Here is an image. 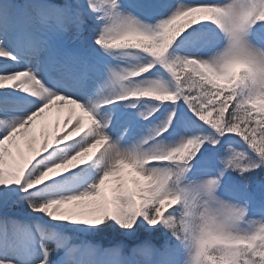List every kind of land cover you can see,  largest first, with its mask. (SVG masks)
<instances>
[{
    "label": "snow or ice",
    "instance_id": "snow-or-ice-1",
    "mask_svg": "<svg viewBox=\"0 0 264 264\" xmlns=\"http://www.w3.org/2000/svg\"><path fill=\"white\" fill-rule=\"evenodd\" d=\"M262 102L264 0H0V264H264Z\"/></svg>",
    "mask_w": 264,
    "mask_h": 264
},
{
    "label": "rangeland",
    "instance_id": "rangeland-1",
    "mask_svg": "<svg viewBox=\"0 0 264 264\" xmlns=\"http://www.w3.org/2000/svg\"><path fill=\"white\" fill-rule=\"evenodd\" d=\"M55 2L59 3L61 0H55ZM129 3H137L138 0H128ZM235 140L236 138H232ZM207 147V146H206ZM237 150L247 151L246 146L241 144H233ZM209 154L216 152V149L207 148ZM198 168H207L213 167V163L209 160L202 161L197 165ZM215 167H219V165H215ZM251 183L249 185V191H255L257 199H264V169H257L255 172L251 174ZM219 194L222 199L231 200L234 198H244L245 189H244V180L239 175L238 172H228L226 173L223 181L222 188L219 190ZM14 208H18L17 214L23 215L26 213L27 204L21 201L19 204L15 205ZM66 232L69 236L76 239L77 234H74L72 229L69 230H61Z\"/></svg>",
    "mask_w": 264,
    "mask_h": 264
},
{
    "label": "bare ground",
    "instance_id": "bare-ground-1",
    "mask_svg": "<svg viewBox=\"0 0 264 264\" xmlns=\"http://www.w3.org/2000/svg\"><path fill=\"white\" fill-rule=\"evenodd\" d=\"M20 106L24 107L25 105L23 104V102H21ZM67 112H68V108L67 107L57 108L55 106L51 110L47 111L36 122L37 135L39 136L41 130L46 131V132L54 131L55 128H56L57 121H59L61 127H63L64 121H65V119L67 117ZM77 112H78V110H77ZM20 143H21V146L24 147L23 140H21ZM54 147L60 148V147H63V146L62 145H56ZM12 151L15 153V148L14 147H13ZM25 151H27L26 148H25ZM66 174L67 173H65L64 175H66ZM58 187H63V186H58ZM66 194H74V193L69 190ZM30 213L31 212L24 213L23 216L28 217V214H30ZM30 218L33 219V220L39 219V220H41L43 222H46L48 225H51V222L47 221L46 217L39 216V214H31ZM52 227H54V225ZM69 229H71V228L61 229V230H69Z\"/></svg>",
    "mask_w": 264,
    "mask_h": 264
},
{
    "label": "clouds",
    "instance_id": "clouds-1",
    "mask_svg": "<svg viewBox=\"0 0 264 264\" xmlns=\"http://www.w3.org/2000/svg\"><path fill=\"white\" fill-rule=\"evenodd\" d=\"M128 39L135 40V41H138V42H141V43L147 42V38L146 37L131 36ZM259 106L261 108H264V102L260 103ZM98 148H99V145H94L93 146V151H97ZM79 155H81L83 158L86 159L87 156L89 155V152H88V150H85L84 153H81ZM45 175L48 176V178H51L52 176L55 175V170L54 169H49L48 173H46ZM219 242H221L219 237H217L215 235H212V234L209 235L208 243L211 244V243H219Z\"/></svg>",
    "mask_w": 264,
    "mask_h": 264
},
{
    "label": "trees",
    "instance_id": "trees-1",
    "mask_svg": "<svg viewBox=\"0 0 264 264\" xmlns=\"http://www.w3.org/2000/svg\"><path fill=\"white\" fill-rule=\"evenodd\" d=\"M251 179H252V178H251ZM26 210H28V208H27Z\"/></svg>",
    "mask_w": 264,
    "mask_h": 264
}]
</instances>
